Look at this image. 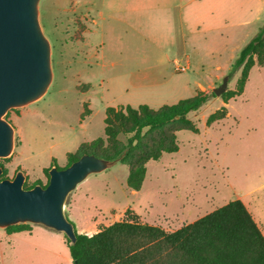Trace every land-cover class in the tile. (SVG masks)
I'll return each instance as SVG.
<instances>
[{
  "label": "rangeland",
  "instance_id": "rangeland-1",
  "mask_svg": "<svg viewBox=\"0 0 264 264\" xmlns=\"http://www.w3.org/2000/svg\"><path fill=\"white\" fill-rule=\"evenodd\" d=\"M40 22L53 81L41 100L5 116L15 128L14 151L0 159L6 178L23 171L26 189L46 186L48 169L65 168L69 154L104 136L108 107L159 109L212 93L227 76L226 91L189 114L198 133L178 132L179 151L149 162L140 190L118 163L80 184L65 211L82 234L124 220L175 231L241 199L264 234V65L255 57L238 95L241 73L232 74L264 26V0H42ZM134 78L145 87L134 88ZM33 228L48 234L19 235L14 249L0 230V263L73 264L65 234Z\"/></svg>",
  "mask_w": 264,
  "mask_h": 264
},
{
  "label": "trees",
  "instance_id": "trees-1",
  "mask_svg": "<svg viewBox=\"0 0 264 264\" xmlns=\"http://www.w3.org/2000/svg\"><path fill=\"white\" fill-rule=\"evenodd\" d=\"M255 57L258 64L264 65V26L242 48L232 65V74L241 73L235 95L243 93ZM215 96L214 92H199L159 109L147 104L108 107L104 136L82 144L78 154H69L66 167L85 154L121 159L120 163L129 167L128 187L138 191L149 162L179 151L178 132L198 133L189 114L200 110ZM225 116L222 109L212 114L207 124ZM0 168H3L1 179H7L6 168L1 164ZM27 227L28 224H19L6 230L16 233L26 231ZM76 234L75 244L67 238L73 264H264V234L241 199L230 201L175 231L124 220L94 235L79 233L77 228Z\"/></svg>",
  "mask_w": 264,
  "mask_h": 264
},
{
  "label": "water",
  "instance_id": "water-1",
  "mask_svg": "<svg viewBox=\"0 0 264 264\" xmlns=\"http://www.w3.org/2000/svg\"><path fill=\"white\" fill-rule=\"evenodd\" d=\"M41 1L0 0V159L10 157L15 148V128L5 119L7 113L41 100L53 81L51 43L40 22ZM227 85L226 76L213 92L220 96ZM120 162L85 154L64 169L52 167L48 185L30 189L24 187L23 171L13 179H1L0 168V229L40 225L65 234L75 244L76 228L65 211L69 196L91 175Z\"/></svg>",
  "mask_w": 264,
  "mask_h": 264
},
{
  "label": "crops",
  "instance_id": "crops-1",
  "mask_svg": "<svg viewBox=\"0 0 264 264\" xmlns=\"http://www.w3.org/2000/svg\"><path fill=\"white\" fill-rule=\"evenodd\" d=\"M145 79L146 78H148V77H144ZM130 82L132 83V86L134 87V88H141V87H145V84H143V81H140V79H135L134 78V82H132L131 80H130ZM77 226V225H76ZM41 227V226H40ZM43 227V226H42ZM76 228H78V226L76 227ZM41 229V228H40ZM35 230V228H33V230H31V231H23V232H16V233H7L6 232V230H4V229H0V230H2V231H5V232H3V235H4V237L8 240V242L10 243L8 246H10L9 248L10 249H14V243H13V239H15V238H17V237H20L19 235H25V234H29L30 236L32 235V233H34V232H43V233H46V234H48L47 232H44V230ZM80 233V232H79ZM0 264H2V263H0Z\"/></svg>",
  "mask_w": 264,
  "mask_h": 264
},
{
  "label": "built area",
  "instance_id": "built-area-1",
  "mask_svg": "<svg viewBox=\"0 0 264 264\" xmlns=\"http://www.w3.org/2000/svg\"><path fill=\"white\" fill-rule=\"evenodd\" d=\"M181 69H182V70H186V66H182Z\"/></svg>",
  "mask_w": 264,
  "mask_h": 264
}]
</instances>
